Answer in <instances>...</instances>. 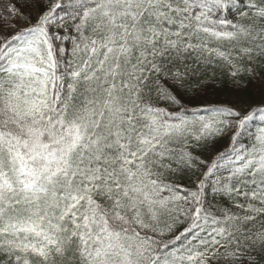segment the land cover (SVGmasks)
Returning a JSON list of instances; mask_svg holds the SVG:
<instances>
[{"label": "snow or ice", "instance_id": "1", "mask_svg": "<svg viewBox=\"0 0 264 264\" xmlns=\"http://www.w3.org/2000/svg\"><path fill=\"white\" fill-rule=\"evenodd\" d=\"M0 264H264V0H0Z\"/></svg>", "mask_w": 264, "mask_h": 264}, {"label": "trees", "instance_id": "2", "mask_svg": "<svg viewBox=\"0 0 264 264\" xmlns=\"http://www.w3.org/2000/svg\"><path fill=\"white\" fill-rule=\"evenodd\" d=\"M217 78L218 79H221L222 77H221V75H220V71L219 70H217ZM222 98V97H221Z\"/></svg>", "mask_w": 264, "mask_h": 264}]
</instances>
